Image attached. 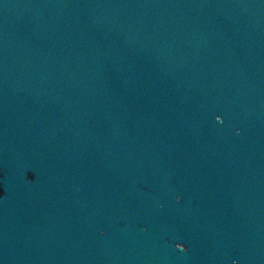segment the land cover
<instances>
[{"label": "water", "instance_id": "1", "mask_svg": "<svg viewBox=\"0 0 264 264\" xmlns=\"http://www.w3.org/2000/svg\"><path fill=\"white\" fill-rule=\"evenodd\" d=\"M0 264H264V0H0Z\"/></svg>", "mask_w": 264, "mask_h": 264}]
</instances>
